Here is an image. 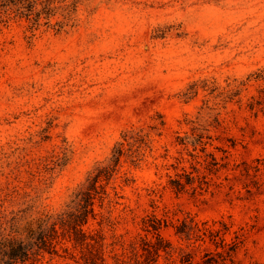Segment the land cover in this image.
Masks as SVG:
<instances>
[{
  "label": "rangeland",
  "instance_id": "374dc122",
  "mask_svg": "<svg viewBox=\"0 0 264 264\" xmlns=\"http://www.w3.org/2000/svg\"><path fill=\"white\" fill-rule=\"evenodd\" d=\"M152 219L160 264H264V0H0V264H151Z\"/></svg>",
  "mask_w": 264,
  "mask_h": 264
},
{
  "label": "trees",
  "instance_id": "16d2710c",
  "mask_svg": "<svg viewBox=\"0 0 264 264\" xmlns=\"http://www.w3.org/2000/svg\"><path fill=\"white\" fill-rule=\"evenodd\" d=\"M118 151V155H119ZM119 162V158L116 159L115 164ZM102 175V171H98L97 174L91 179L90 184L88 185L86 190H81L78 193L75 194V199L72 201V203H75V206L78 207V209L75 210V213H70L67 215L68 220L62 222L63 226H66V228L71 231L72 235V241L75 245L78 246H86L88 247L89 244L87 242V236L84 234V232L81 229V226L84 225L87 222L88 216H93L94 214V201L99 195L101 194L102 187L97 186L99 179ZM174 187L178 190H181L183 188V184L180 180H175L172 182ZM50 220L49 218L45 220H41L38 225V230L41 231L43 227L46 226L47 221ZM56 224H52L50 228L54 229V226ZM161 222L157 219L151 220V232L155 235V242L151 243V264H160L159 259L161 256V253L167 255L170 250V245L163 240V238L159 235L158 231L160 229ZM222 231H226L225 228L223 230H213L210 227L206 226V224H202L201 227H199L197 224H194L187 228L186 224H181L179 228L176 230V234L184 237L187 241L190 240L192 236L195 235L196 238H198L200 241H203L205 237L208 238L209 242L212 244H215L217 246L216 241H219L220 248L226 247L224 240L221 237ZM29 235H33L30 234ZM70 237V236H69ZM42 244H44V239H40ZM94 241V240H92ZM8 247L10 248V256L11 257H17L20 256L21 258H27L28 257V248H23V246L20 244H16L13 242H8ZM98 246L99 248L102 247L101 244H98L97 241H94V246ZM143 245L145 247L148 246V243L146 241H143ZM228 247V246H227ZM236 244L233 243L231 246L228 247L226 251V256L230 257L231 254L235 251ZM148 253L150 251L145 250ZM136 254V253H135ZM217 257L221 261H224L225 259H222L223 255L217 253ZM218 261L215 259L214 255H212L211 252H206L203 256V259L201 262H195L193 258L189 254L183 255L180 260L179 264H217ZM91 264H94L93 262Z\"/></svg>",
  "mask_w": 264,
  "mask_h": 264
}]
</instances>
